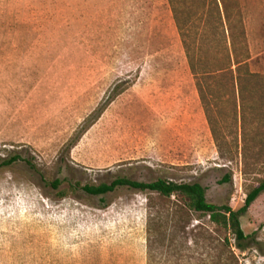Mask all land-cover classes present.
<instances>
[{"label":"rangeland","instance_id":"obj_1","mask_svg":"<svg viewBox=\"0 0 264 264\" xmlns=\"http://www.w3.org/2000/svg\"><path fill=\"white\" fill-rule=\"evenodd\" d=\"M224 1L202 97L168 0H0V165L25 159L0 167V264H264V192L241 251L177 195L83 190L198 182L237 210L264 181V0Z\"/></svg>","mask_w":264,"mask_h":264},{"label":"trees","instance_id":"obj_2","mask_svg":"<svg viewBox=\"0 0 264 264\" xmlns=\"http://www.w3.org/2000/svg\"><path fill=\"white\" fill-rule=\"evenodd\" d=\"M168 2L171 6L173 17L188 57L191 71L197 80L198 90L201 96L204 97L202 79L206 73H201L199 71L201 34L209 35L213 32L216 36L210 37L209 35L211 41L217 40L219 35L222 36L221 39L224 41L229 40L223 16L222 4L225 6L224 9L227 17L231 13H229V9H227L224 0H168ZM235 12H237L236 14L238 16L235 23L238 21L237 27L240 28L242 35H245L242 12L239 10ZM228 20L229 24H233L234 20L231 21L230 18H228ZM230 37L233 38L235 36L231 33ZM228 57L229 60H231V56ZM228 66L227 68L220 69V71L227 72L228 70H232L233 65L229 63ZM19 160L25 159L21 155H16L5 160L0 167L11 165ZM229 179L230 177H226L225 182L229 181ZM52 184L55 188H58L61 181L56 180ZM120 187H129L140 191L158 192L168 198H171L174 195L179 196L190 210H195L204 215L210 216L211 222L224 229L228 234L233 235L236 240V247L241 251H245L247 249L248 235H246L242 228L241 218L248 212L250 206L260 194L264 192V181L248 193L245 204L237 210L230 205H217L208 202L206 196L207 189L198 182L177 183L174 181L159 179L147 183L132 180L127 177H119L111 183L85 185L83 186V190L91 195L99 196L114 192ZM225 243L226 245L231 246L230 238L228 236L225 238Z\"/></svg>","mask_w":264,"mask_h":264}]
</instances>
